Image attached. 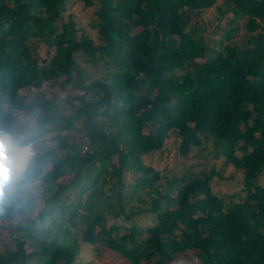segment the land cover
Listing matches in <instances>:
<instances>
[{"label": "trees", "instance_id": "trees-1", "mask_svg": "<svg viewBox=\"0 0 264 264\" xmlns=\"http://www.w3.org/2000/svg\"><path fill=\"white\" fill-rule=\"evenodd\" d=\"M80 1L96 5L99 44L63 19L67 0H0V131L36 138L46 163L32 167L48 169L30 185L25 211L0 213L25 216L20 239L34 249L17 245L0 264H74L82 243L128 264H264V187L256 182L264 174V0H227L251 35L242 48L217 51L190 26L217 0ZM31 39L53 54L40 60ZM79 54L102 61L104 76L91 80ZM44 85L77 95L21 93ZM15 112L26 116L23 129ZM47 133L54 144L43 148ZM170 133L181 138L182 157L211 144L215 158L242 173V199L212 192V169L167 176L145 164ZM143 213L150 223L141 231L106 222Z\"/></svg>", "mask_w": 264, "mask_h": 264}, {"label": "rangeland", "instance_id": "rangeland-1", "mask_svg": "<svg viewBox=\"0 0 264 264\" xmlns=\"http://www.w3.org/2000/svg\"><path fill=\"white\" fill-rule=\"evenodd\" d=\"M96 5L87 7L83 1L80 0H67L65 10L62 12V17L66 21L71 17L84 31L95 44L100 43V39L95 28L97 22L96 18ZM246 18H236L231 11L227 0H217L215 5L211 8L204 9L195 13L191 25L194 29V36L199 37L205 47L209 50L217 51L221 47L234 46L242 48L249 40L251 33L246 28ZM264 26V21L260 22ZM260 29L258 28L256 32ZM29 52L35 54L40 60L48 59L53 50L49 49L44 43L37 39H31L27 42ZM82 54L77 55V60L81 67H83L90 75V79L94 80L103 77L106 68L103 62L88 63L84 60ZM22 94L34 96L38 93L44 97H50L55 94L59 99L64 98L66 95L74 97L77 95L75 90L58 91V86L54 85L52 88L44 85L39 91L27 87L21 90ZM76 100H73V104ZM65 110L62 115H68L70 106H63ZM15 117L19 122L20 128L23 129L26 116L20 112H15ZM149 127H145L144 131L147 132ZM67 136H72L73 131H66ZM52 133H47L40 140L43 141V148L49 147L54 143L51 141ZM23 136V135H21ZM181 138L175 133H170L162 147L154 152H151L143 157L145 164L150 165L160 171L163 175L172 176L179 175L181 172L191 171L195 174L199 171L210 173L211 169L215 172L210 182L211 190L217 195L225 196L228 200L238 201L242 199L244 192L242 191V173L235 170L231 165L225 166L224 159L219 157L215 158L211 144L203 147L193 148L186 157L179 154V145ZM34 145L32 151L36 152ZM128 177H130L128 175ZM127 177V178H128ZM257 184L264 187V174L257 178ZM129 187L126 189V194L130 193ZM74 198V195L71 196ZM232 197V198H231ZM130 205L137 204L136 201L131 200L127 202ZM25 220V216L21 215L17 218L10 220H0V254L8 250H13L17 245L26 251H30L33 245L29 240H21L20 222ZM107 224H117L122 226L123 229L131 227V225H138L139 230H143L150 223V215L141 214L133 217L131 220H123L113 216H107ZM72 233L75 229L72 228ZM124 232V231H123ZM78 238V236H76ZM20 239V240H19ZM34 249V247H33ZM192 254H189L191 256ZM33 262V260L31 261ZM29 262V263H31ZM28 263V264H29ZM60 264H63L60 262ZM74 264H128V261L122 258L111 249L105 248L100 244L87 245L82 243L80 253L75 259ZM150 264V263H148ZM170 264H198L196 260L189 259H176Z\"/></svg>", "mask_w": 264, "mask_h": 264}, {"label": "clouds", "instance_id": "clouds-1", "mask_svg": "<svg viewBox=\"0 0 264 264\" xmlns=\"http://www.w3.org/2000/svg\"><path fill=\"white\" fill-rule=\"evenodd\" d=\"M38 147L36 138H26L12 131H0V213L9 209L22 212L31 200L30 185L47 174V167H41L36 173L33 164H45L39 151L33 152L32 147Z\"/></svg>", "mask_w": 264, "mask_h": 264}]
</instances>
